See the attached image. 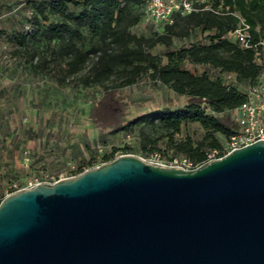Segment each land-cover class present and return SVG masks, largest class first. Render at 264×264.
I'll return each mask as SVG.
<instances>
[{
	"label": "water",
	"instance_id": "water-1",
	"mask_svg": "<svg viewBox=\"0 0 264 264\" xmlns=\"http://www.w3.org/2000/svg\"><path fill=\"white\" fill-rule=\"evenodd\" d=\"M0 264H264V139L193 168L120 154L13 191Z\"/></svg>",
	"mask_w": 264,
	"mask_h": 264
},
{
	"label": "trees",
	"instance_id": "trees-1",
	"mask_svg": "<svg viewBox=\"0 0 264 264\" xmlns=\"http://www.w3.org/2000/svg\"><path fill=\"white\" fill-rule=\"evenodd\" d=\"M28 2L32 8L30 36L50 48L58 62V83L97 85L108 92L147 77L178 95L189 96L183 106L150 110L116 124L110 131H132L138 127L145 152L159 150L157 142L164 140L167 148L200 164L207 160L209 151L221 148L217 134L227 139L234 132L222 116L245 100V92L220 77L195 73L184 63L232 73L249 86L262 70L255 61L253 45L260 49L259 43L264 41V0H208L196 4L187 14H176L173 23L163 25L162 32L149 36L130 30L145 15L143 0ZM241 22L248 25L249 47L227 37ZM197 27L208 31L209 42L167 50L164 56L152 53L154 46H168L174 38L185 37ZM12 38L17 46H26L28 37L23 33L13 34ZM190 123L200 126V136L176 138L181 126ZM158 130L161 131L156 135Z\"/></svg>",
	"mask_w": 264,
	"mask_h": 264
},
{
	"label": "rangeland",
	"instance_id": "rangeland-1",
	"mask_svg": "<svg viewBox=\"0 0 264 264\" xmlns=\"http://www.w3.org/2000/svg\"><path fill=\"white\" fill-rule=\"evenodd\" d=\"M28 1L0 0V199L9 191L10 180L21 186L54 182L125 153L152 162L180 165L185 156L167 148L164 140L157 142L159 150L143 151L138 127L132 131H110L116 124L150 110L183 106L189 96L178 95L147 77L108 92L97 85L58 83V62L50 48L30 36L32 8ZM163 29L162 24L145 15L130 28L145 36ZM19 33L28 37L26 46H17L12 40V35ZM207 34L208 31L197 27L185 37L174 38L170 45L159 44L151 51L164 56L167 50L207 43ZM183 66L195 73L220 77L241 92L249 87L248 82L237 80L234 74L207 65ZM222 117L234 126L232 112ZM201 133L198 124L190 123L181 126L175 137L197 138ZM217 136L225 145L226 138Z\"/></svg>",
	"mask_w": 264,
	"mask_h": 264
},
{
	"label": "built area",
	"instance_id": "built-area-1",
	"mask_svg": "<svg viewBox=\"0 0 264 264\" xmlns=\"http://www.w3.org/2000/svg\"><path fill=\"white\" fill-rule=\"evenodd\" d=\"M144 14L153 22L158 24H171L176 14H187L195 9L196 4L203 3L205 0H143ZM208 7V5H207ZM248 25L241 22L238 26L228 33L231 40L238 41L241 46H251L246 39L248 36ZM261 48L255 47V61L261 65V73L257 81L245 91V100L236 108L229 111L233 113L234 126L233 133L226 139L225 145L219 150H212L207 153V160L224 155L228 151L250 144L258 139H264V41L259 43ZM231 75L232 73H227ZM229 84V83H226ZM199 164L184 157L180 161L181 167L193 168ZM38 183V182H37ZM35 184V183H34ZM32 184V185H34ZM32 185H19L15 180H10L9 191L5 195L20 188Z\"/></svg>",
	"mask_w": 264,
	"mask_h": 264
}]
</instances>
